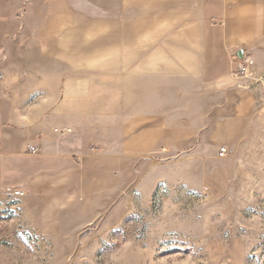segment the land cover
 <instances>
[{
  "label": "rangeland",
  "instance_id": "1",
  "mask_svg": "<svg viewBox=\"0 0 264 264\" xmlns=\"http://www.w3.org/2000/svg\"><path fill=\"white\" fill-rule=\"evenodd\" d=\"M207 2L0 0V264H264V112L223 158L213 128L166 135L140 153L127 145L143 129L125 147L117 133L149 114L147 87L134 103L118 73L146 63L150 49L179 48L170 24L181 14L168 12ZM40 80L60 83L56 105ZM69 90L91 113L75 129L53 112L68 106ZM55 143L57 165V152L44 151Z\"/></svg>",
  "mask_w": 264,
  "mask_h": 264
},
{
  "label": "crops",
  "instance_id": "2",
  "mask_svg": "<svg viewBox=\"0 0 264 264\" xmlns=\"http://www.w3.org/2000/svg\"><path fill=\"white\" fill-rule=\"evenodd\" d=\"M171 13L181 14L179 23L174 26L170 24L171 28L179 24L180 47L150 49L146 63H140L138 58L132 59V68L127 64L129 68L125 66L122 70L127 74L121 77L122 73H118L124 82L125 79L132 82L134 103L141 97L139 90V94H135L137 87H147L149 101L147 117L139 113L134 118L137 122L129 127H125L123 122L117 128L118 135L122 137L121 144L125 147V135L136 136L143 129L141 137L127 145L128 149L140 153L144 151L141 144L151 148L166 135L182 140L199 137L213 128L218 143L224 145L221 147H227L244 133L247 122L255 112H264V0H213L198 7L197 11L182 9L180 12H168ZM243 52L250 54L254 60L253 77L248 80L235 75L234 57ZM60 76L56 77V82H59ZM36 85L44 95L47 94L48 99L56 100L53 103L45 102L57 104L59 96H56L54 89L60 88V83L50 84L40 80ZM65 98L68 99V106H59L53 112L57 116L68 114L69 126L75 129L77 124H73L72 120L77 121L83 114H91L79 111L86 109L76 106L87 102L88 98L78 96L76 92L73 94V91L71 94V90ZM206 101L211 103L207 109ZM192 103H195L196 109H190L188 104ZM105 117L107 121V113ZM189 121L194 122L190 124ZM99 129L108 133L109 128L106 122H102ZM134 143L138 145L136 149ZM46 149L47 146L44 151L48 154L51 152L52 155L48 156L53 159L54 152H57L54 159L57 165L56 160L61 158L62 152L60 143L53 144L52 151ZM121 150L125 152V149Z\"/></svg>",
  "mask_w": 264,
  "mask_h": 264
},
{
  "label": "built area",
  "instance_id": "3",
  "mask_svg": "<svg viewBox=\"0 0 264 264\" xmlns=\"http://www.w3.org/2000/svg\"><path fill=\"white\" fill-rule=\"evenodd\" d=\"M234 60H235V58H234ZM234 64H235L236 71L238 72V74L241 76L247 77L251 73V70L253 69L254 60L250 55L242 54V56L240 58H237L235 60ZM27 151L30 154L35 155L36 152H38V149L28 145ZM227 153H228L227 149L224 147H221L218 150V157L223 158ZM11 194H12V196H14L16 198H21L24 195V193L19 191V190H14V191H12Z\"/></svg>",
  "mask_w": 264,
  "mask_h": 264
},
{
  "label": "water",
  "instance_id": "4",
  "mask_svg": "<svg viewBox=\"0 0 264 264\" xmlns=\"http://www.w3.org/2000/svg\"><path fill=\"white\" fill-rule=\"evenodd\" d=\"M242 54V53H241ZM237 56L240 58L241 57V55H239V54H237Z\"/></svg>",
  "mask_w": 264,
  "mask_h": 264
}]
</instances>
